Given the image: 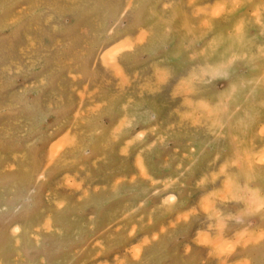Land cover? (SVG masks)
Here are the masks:
<instances>
[{
	"label": "rangeland",
	"instance_id": "obj_1",
	"mask_svg": "<svg viewBox=\"0 0 264 264\" xmlns=\"http://www.w3.org/2000/svg\"><path fill=\"white\" fill-rule=\"evenodd\" d=\"M263 175L264 0H0V264H264Z\"/></svg>",
	"mask_w": 264,
	"mask_h": 264
},
{
	"label": "bare ground",
	"instance_id": "obj_2",
	"mask_svg": "<svg viewBox=\"0 0 264 264\" xmlns=\"http://www.w3.org/2000/svg\"><path fill=\"white\" fill-rule=\"evenodd\" d=\"M185 81H186V79H185ZM189 82V81H188ZM125 83V82H124ZM184 90V89H183ZM128 101V100H127ZM123 106V105H122ZM194 106V105H193ZM218 107V106H217ZM125 112V111H124ZM217 113V112H216ZM247 115V114H246ZM213 118V117H212ZM219 118V117H218ZM221 121V120H220ZM93 125V124H92ZM214 131V130H213ZM113 132V131H112ZM111 138H112V136H111ZM149 146H151V145H149ZM147 152V151H146ZM186 154H188V153H186ZM214 157V156H213ZM176 165H177V163H176ZM175 165V166H176ZM216 172V171H215ZM213 173V172H212ZM256 173V172H255ZM264 176V175H263ZM183 183V182H182ZM9 187V186H8ZM232 192V191H231ZM236 192V191H235ZM233 193H234V190H233ZM236 194H234V196H235ZM239 196L240 195H238V198H239ZM260 197V196H259ZM234 198V197H233ZM236 198V197H235ZM237 198V199H238ZM245 198V197H244ZM247 199V198H246ZM246 199H245V201H246ZM248 200V199H247ZM258 203H260L257 199H255ZM251 204V203H250ZM249 206V205H248ZM251 206V205H250ZM246 208V207H245ZM259 208V207H258ZM255 209H257V208H255ZM246 210V209H245ZM259 210V209H258ZM247 211V210H246ZM223 215V214H222ZM223 228V227H222ZM227 229V228H226ZM213 238V237H212ZM201 243V242H200Z\"/></svg>",
	"mask_w": 264,
	"mask_h": 264
}]
</instances>
